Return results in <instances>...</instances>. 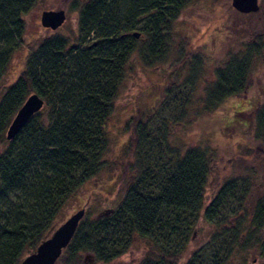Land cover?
I'll return each mask as SVG.
<instances>
[{
  "label": "trees",
  "instance_id": "trees-1",
  "mask_svg": "<svg viewBox=\"0 0 264 264\" xmlns=\"http://www.w3.org/2000/svg\"><path fill=\"white\" fill-rule=\"evenodd\" d=\"M137 1L138 10L145 7L149 14L140 27L150 43L146 57L162 58L163 31L168 33L178 13L192 0ZM116 2L88 0L80 10L79 44L90 34L95 42L82 48L70 46L63 36L48 35L29 53L16 80L4 86V76L21 47L22 16L34 0H0V264H19L62 222L64 207L84 185L108 166L113 169L106 159L110 139L105 123L138 40L128 33L134 23L121 26L119 18L113 17ZM253 49L237 51L216 72L202 110L214 112L226 99L244 92L251 57L260 55V47ZM31 93L43 100L42 108L14 138L6 140L8 125ZM254 121L264 137V106ZM131 128L124 153L130 156L126 160L137 163L132 168L136 172L121 199L107 214L105 210L94 218L84 214L55 264H79L82 253L96 262L122 264L141 241L146 242L140 245L141 256L126 264H179L198 218L216 227L210 240L213 249L207 258L198 256L186 264H222L220 255L228 258L232 247L246 242L239 223L228 222L221 207L235 197V181L222 185L204 207V185L212 165L208 153L200 147L181 151L169 143L167 136L173 129L166 123L152 128L137 119ZM126 169L124 165L123 174ZM247 188L243 183L242 196ZM263 226L264 192L251 224L258 233ZM256 244L264 251V234Z\"/></svg>",
  "mask_w": 264,
  "mask_h": 264
},
{
  "label": "rangeland",
  "instance_id": "rangeland-1",
  "mask_svg": "<svg viewBox=\"0 0 264 264\" xmlns=\"http://www.w3.org/2000/svg\"><path fill=\"white\" fill-rule=\"evenodd\" d=\"M86 1L34 0L22 16L21 47L4 76V86L16 80L29 53L48 35L63 36L70 46L78 44L82 48L96 41L94 34H90L79 44L81 32L77 26ZM258 6L257 12L242 14L232 9L230 0H192L178 13L168 33L163 31L165 55L150 60L146 57L150 49L148 35L140 31L149 17L147 10L145 7L138 10L137 0H117L111 9L113 17L119 18L121 26L134 23L135 27L128 33L138 32L140 36L129 59L114 110L105 123L110 139L106 159L113 169L108 166L84 185L64 207L62 222L84 205L85 216L89 218L114 208L126 183L136 172L132 168H136L137 163L132 158L126 160L130 156L124 153L133 123L140 119L152 128L166 123L173 129L167 136L169 143L181 151L200 147L208 153L212 165L204 185V207L222 185L235 181V197L231 198L234 199L229 198L221 207L228 222L234 219V224L239 223L241 238H246V242L232 247L228 258L220 255L222 264H264V251L256 244L264 228L258 233L251 227L255 205L264 192V137L258 134L254 121L255 114L264 106V0H258ZM48 10L65 13L63 24L54 31L43 28L40 23L41 12ZM249 47L250 52L253 47L261 49L259 56L251 57L244 92L226 99L214 112L202 110L206 90L214 84L216 72L223 69L237 51ZM183 105L186 106L184 116L183 111L180 112ZM124 165L128 169L123 174ZM243 183L248 187L244 196L240 189ZM215 232L214 224L198 218L179 264H186L198 256L207 258L213 249L210 240ZM144 243L136 242L122 264L133 263L140 257ZM83 258L84 253L78 259L79 264ZM82 264L104 263L92 258L91 263Z\"/></svg>",
  "mask_w": 264,
  "mask_h": 264
},
{
  "label": "water",
  "instance_id": "water-1",
  "mask_svg": "<svg viewBox=\"0 0 264 264\" xmlns=\"http://www.w3.org/2000/svg\"><path fill=\"white\" fill-rule=\"evenodd\" d=\"M232 9L238 13H255L258 11V0H230ZM65 20L63 10H48L41 12L40 23L43 28L51 31L59 28ZM134 38H138V33H132ZM43 100L36 94L31 93L20 106L12 118L5 132L6 140L14 138L21 128L27 123L31 116L37 113L43 106ZM109 210L103 213L107 214ZM85 214V205L72 213L60 225L54 228L48 236L43 239L33 252L22 258L19 264H55L61 252L69 244L80 220ZM91 263L92 256L86 254L82 260Z\"/></svg>",
  "mask_w": 264,
  "mask_h": 264
},
{
  "label": "bare ground",
  "instance_id": "bare-ground-1",
  "mask_svg": "<svg viewBox=\"0 0 264 264\" xmlns=\"http://www.w3.org/2000/svg\"><path fill=\"white\" fill-rule=\"evenodd\" d=\"M34 115V114H33ZM32 117V116H31ZM85 256V255H84Z\"/></svg>",
  "mask_w": 264,
  "mask_h": 264
},
{
  "label": "flooded vegetation",
  "instance_id": "flooded-vegetation-1",
  "mask_svg": "<svg viewBox=\"0 0 264 264\" xmlns=\"http://www.w3.org/2000/svg\"><path fill=\"white\" fill-rule=\"evenodd\" d=\"M86 47H88V46H86Z\"/></svg>",
  "mask_w": 264,
  "mask_h": 264
}]
</instances>
